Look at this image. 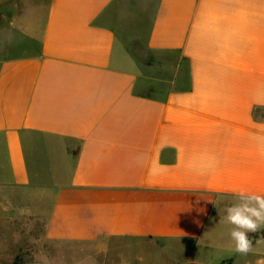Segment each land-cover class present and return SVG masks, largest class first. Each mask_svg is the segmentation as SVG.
Instances as JSON below:
<instances>
[{"label": "crops", "instance_id": "obj_1", "mask_svg": "<svg viewBox=\"0 0 264 264\" xmlns=\"http://www.w3.org/2000/svg\"><path fill=\"white\" fill-rule=\"evenodd\" d=\"M0 186L54 220L75 198L116 264L218 243L264 195V0H0ZM258 233L233 264H264Z\"/></svg>", "mask_w": 264, "mask_h": 264}, {"label": "rangeland", "instance_id": "obj_2", "mask_svg": "<svg viewBox=\"0 0 264 264\" xmlns=\"http://www.w3.org/2000/svg\"><path fill=\"white\" fill-rule=\"evenodd\" d=\"M74 199L57 214L62 218L54 220L57 203L51 193L0 186V264H116L113 248L109 254L100 251L99 237L85 240L82 207ZM211 233L205 231L203 242L187 254L182 249L190 247L192 240L185 239L186 235L177 242L170 239L162 254L151 255V259H156L151 264H161L163 258L170 264H196L191 263L195 260L203 264H233V258L239 259L241 255L230 247L233 241L229 234L217 243ZM250 238L256 241L252 235ZM102 247L105 251L106 247Z\"/></svg>", "mask_w": 264, "mask_h": 264}, {"label": "clouds", "instance_id": "obj_3", "mask_svg": "<svg viewBox=\"0 0 264 264\" xmlns=\"http://www.w3.org/2000/svg\"><path fill=\"white\" fill-rule=\"evenodd\" d=\"M235 201L225 207L222 222L231 225L228 234L234 242V251L246 256L253 250L249 234L264 230V195L241 190L236 193Z\"/></svg>", "mask_w": 264, "mask_h": 264}, {"label": "trees", "instance_id": "obj_4", "mask_svg": "<svg viewBox=\"0 0 264 264\" xmlns=\"http://www.w3.org/2000/svg\"><path fill=\"white\" fill-rule=\"evenodd\" d=\"M262 234H263V233H262ZM262 234H261V235H262ZM259 236H260V233H257V234H255V235H252L253 238H257V237H259Z\"/></svg>", "mask_w": 264, "mask_h": 264}]
</instances>
